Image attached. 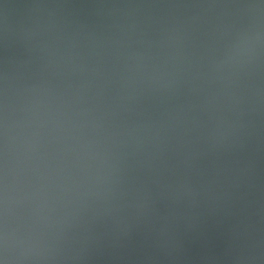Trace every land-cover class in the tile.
Masks as SVG:
<instances>
[{
	"label": "clouds",
	"instance_id": "9594fccd",
	"mask_svg": "<svg viewBox=\"0 0 264 264\" xmlns=\"http://www.w3.org/2000/svg\"><path fill=\"white\" fill-rule=\"evenodd\" d=\"M0 264H264V0H0Z\"/></svg>",
	"mask_w": 264,
	"mask_h": 264
}]
</instances>
